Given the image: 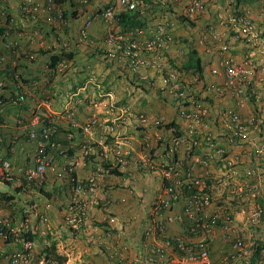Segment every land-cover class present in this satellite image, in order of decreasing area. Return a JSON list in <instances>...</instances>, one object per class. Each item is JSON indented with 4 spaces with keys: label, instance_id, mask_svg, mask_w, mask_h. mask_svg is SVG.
<instances>
[{
    "label": "built area",
    "instance_id": "1",
    "mask_svg": "<svg viewBox=\"0 0 264 264\" xmlns=\"http://www.w3.org/2000/svg\"><path fill=\"white\" fill-rule=\"evenodd\" d=\"M78 1L86 10L94 2ZM154 1L115 0L106 7L96 8L86 18L80 33L82 40L87 41L89 29L98 21H103L108 27L105 41L113 48L105 61L116 64L119 71L139 74L142 81H148L149 89L166 98L180 120L171 126L169 138L164 139L158 134L152 135L148 130L151 125L168 129V124H165L163 118L151 122L144 114L139 117L143 127L139 166L150 173L160 171L163 178L162 189L152 204L148 228L144 231V237L153 242L146 246V252L139 253L136 260L131 259L130 252L119 250L101 252L102 258L110 264H264V252H254L256 239L249 233L250 227H259L264 222V207L260 203V199L264 197V146H258L252 138V132L260 127L259 119L255 116L246 119L243 115L250 102L260 98L253 87V81L258 67L264 72V64L258 66L253 56L237 60L233 55L232 45L227 42L231 36L237 42L256 47L262 44L261 36L264 30L258 27L251 12L243 11L237 15H229V25L222 34L213 26L201 35L195 41L198 47H207L220 42L223 35L227 36L225 41L215 48L216 52H213L214 57L219 60V65L210 70L212 76H222L223 80L206 85L199 75L189 79V72L180 66L174 55L175 52L185 54V46L177 45L174 23L167 20L155 23L150 21L143 28L125 32L115 30L117 6L126 12H139L142 16L149 9L150 2ZM161 2L163 6H166L167 2L174 6L182 5L184 15L194 22L206 15L208 10L206 0ZM261 3L264 12V0H261ZM21 11L26 28L29 23L39 20L54 30H65L69 26L58 0H45L44 3L38 0H23ZM26 28L21 35L28 39L27 43L32 47L41 48L45 43L42 30L28 31ZM66 47L68 42L61 44L62 49ZM261 54L264 58V51ZM22 57L25 64L37 61V55L28 50L19 55L15 43H7L3 49L0 48V129L4 126L5 113L9 107L23 113L26 111L27 114V121L22 119L23 113H18L15 119L16 126L22 132L21 136H7L9 138L5 139L0 131V142L5 140L12 154L23 145L22 143L33 144L30 155L32 164L19 167L0 154V181L11 183L16 172H22L28 185L40 188L48 174L66 179L71 200L64 222L68 229L76 233L85 229L89 222V208L97 200L98 181L104 171L100 169L95 176L87 180L76 178V168L91 151L85 140L80 144L82 156H75L64 167L58 164V156L65 153L57 140L60 133V115L53 111L54 93L50 87L52 79L68 71L69 61L63 59L54 66L51 61L47 62L43 77L33 76L26 79L27 76L20 70ZM198 84H201V91L193 89ZM96 87L101 92V97H104L106 94L103 93L102 82H96ZM8 91L9 96L5 95ZM109 98V106L113 109L116 98L112 93ZM212 98L221 102L232 99L235 101V108H215L210 102ZM67 117L73 128L80 129L85 137L93 135L95 128H101L105 138L102 139V145L108 148L104 149L105 152L111 149L106 140L109 136H114L116 142L113 151L118 157V163L123 167L128 164L127 158L132 152L125 150L115 135L121 127L118 120L101 122L95 118L81 126L73 113L68 112ZM1 119L4 121L1 122ZM209 125L222 126V136L232 147H249L255 150L257 165L247 169L246 183L236 184L240 175L239 162L236 158L228 156V150L220 141L222 137L213 134ZM67 136L73 141V133L69 132ZM159 147L164 150L166 163L161 164L156 160ZM216 157H220L224 162V171L220 177L212 178L210 169ZM209 181L212 184H209ZM216 188L229 191L227 196L231 199L228 202H217L213 195ZM182 201L185 202L183 211L176 214V208ZM11 202L0 193V240L6 243H21L22 247L8 252L5 264H34L36 255L34 242L30 238L34 234L48 235L53 228L48 217L44 215L39 219L43 227L32 224L26 215L16 223L11 216L6 215V209ZM215 203L217 208L210 212ZM238 214L244 216L242 221L237 219ZM114 223L115 219L111 218L110 224ZM174 223L185 225L186 230L182 234L169 237L168 227ZM110 227L106 231L108 238L112 237ZM246 232L250 237L245 235ZM219 236L233 247V251L224 252L219 259H215L213 245ZM40 264L56 262L42 259ZM79 264L88 263L82 261Z\"/></svg>",
    "mask_w": 264,
    "mask_h": 264
},
{
    "label": "crops",
    "instance_id": "2",
    "mask_svg": "<svg viewBox=\"0 0 264 264\" xmlns=\"http://www.w3.org/2000/svg\"><path fill=\"white\" fill-rule=\"evenodd\" d=\"M38 1L41 3L45 2V0ZM22 2L23 0H8V5H6L4 11L5 14L12 17L8 27L11 32L5 40L0 38V48L3 49L4 44L7 43H15L19 55L24 50L37 55V61L33 64H25L24 57H22L20 62L21 72L27 76L26 79H29L33 76L43 77L45 63L52 60L51 55L58 54L62 43L66 44L68 42V49L74 52L75 58L69 61V69L66 73L58 75L54 80H51L52 87H50V90L54 93L53 111L60 115V119L57 117L60 130L57 140L62 145L65 153L58 156V164L64 167L75 156H82L83 151L80 144L85 140L91 151L90 155L84 158L82 164L76 168V178L87 180L95 176L100 169H103L104 174L98 181L97 200L89 208V222L85 229L79 232L75 233L65 226L64 218L71 200L69 185L66 179H59L53 174H48L41 188L28 185L22 172H16L15 179L11 183L0 181V184L4 183L10 188V191L0 189V192L13 197L11 205L6 209V215L11 216L16 223L17 220L26 215L30 218L32 224L40 227H43L39 220L40 216L48 217L53 228L52 232L45 236L34 234L31 237L34 242L35 255L40 252H49L54 246L56 252L66 258L64 264H78L81 261H87L88 264H110L102 258L101 252H115L117 250L130 252L131 259L136 260L139 253L146 252V246L153 242H149L144 237V231L148 228L152 204L159 195L163 185L160 171L150 173L139 166L143 134V127L139 122V117L144 114L151 122L163 118L165 124H168L166 126L168 129L155 128L151 125L148 130L152 135L158 134L164 139H168L170 136V125H176L180 120L172 104L167 101V104L165 103L164 105L159 100L160 94L149 89L148 81H142L139 74L133 75L126 71H119L116 64L105 61L107 54L113 48L105 41L108 27L103 21H98L89 29L87 41L82 40L80 33L83 30L86 18L89 17L92 10L106 7L110 3H114L115 0H94L88 10L83 8L78 0H66L65 2L59 0L65 15L67 14L69 26L65 30L53 29L54 32L51 37L45 36V43L41 48L32 47L27 43L28 39L21 35V32L26 28L21 14ZM259 4L260 0H247L241 6V9L251 11L258 27L264 30V12L262 14L259 13ZM210 5L213 7L212 4ZM179 6L182 8V5ZM174 11H177V9H174ZM213 12L211 8H208V15L201 17H206L209 21L207 19L202 21L203 30L201 32L203 33L197 32L198 29L191 33V35L195 34V39L206 33L208 27L213 25L210 19L212 15L215 17ZM123 13L124 10L117 6L116 15H122ZM160 15H165V11H162ZM174 16L177 15L174 14ZM214 27L218 30V26L215 25ZM115 30L119 32L121 29L117 25ZM225 30L222 31L225 32ZM175 34L178 37L176 31ZM178 40L181 42L180 38ZM261 41L262 44L252 47L235 41L231 36L227 40L232 45V52L237 60L241 61L248 56H253L258 66L264 64V58L261 54L264 51V34L261 36ZM210 45L204 48L206 52L203 53H201L202 50L200 51V48H196L202 58L203 76L201 78L206 85L223 80L222 76L214 77L210 73L211 69L219 65V60L214 57L213 53L216 52V47L213 49ZM189 48L184 47L185 54H174L179 57L178 62L180 60L185 63L188 62L187 52ZM125 80L139 87L138 90L135 87H131L132 89L126 87L125 84L123 87L120 81L123 82ZM96 82H102L103 93L106 94L104 97H101L102 94L97 89ZM200 85L198 84L194 88L201 91ZM253 87L260 98L258 101L252 100L247 109L243 111V115L246 119L253 116L259 119L260 127L252 132V138L258 146H264V72L261 71V67L257 68ZM110 93L115 96L117 101L113 109L109 106L111 103ZM5 95L9 96V91ZM210 102L218 109L230 110L235 108V101L232 99L221 102L217 98H212ZM25 112H20L12 107L8 108L4 117L6 121L3 128L0 129L5 139L12 136H21L22 132L16 126L15 119L18 113H23L22 119L27 121ZM68 112L74 114L81 126L95 118L101 122L118 120L121 127L115 135L119 143L123 145V148L132 152L131 156L127 158L128 164L123 167L118 163V157L113 151V146L116 142L114 136H109L106 140V144L111 149L109 152H105L104 149L108 148L102 145L104 142L102 139L104 140L105 138L101 128H95L93 135L85 137L80 132V129L75 130L70 124L67 117ZM3 121L1 119V122ZM209 127L213 134L222 137L220 141L228 150V156L236 158L239 162L240 175L236 180V184L246 183L248 180L246 177L247 169L257 165L255 150L249 147H232L227 139L222 136L224 131L222 126L209 125ZM69 132L74 134L73 141L68 139L67 135ZM22 144L12 154L9 152L8 145L4 140V142H0V154L12 160L16 166L26 167L31 165L30 155L33 151V144ZM156 160L161 164L166 163L162 147L157 148ZM262 167L264 168V162H262ZM210 171L212 178L222 175L224 162L220 157L215 158ZM209 184H212V182L209 181ZM228 194L229 191H222V188H216L213 191L215 200L217 202L220 200L219 203L221 201L228 202L231 199V197L227 196ZM261 200L264 202V197L260 199L262 204ZM184 203L182 201L178 205L176 214L182 213ZM216 208L217 204L215 203L210 212ZM111 218L115 219V223L112 225L110 224ZM237 219L242 221L244 216L238 214ZM109 226H111L112 230L111 238L106 237V231ZM185 230V225L180 223L171 224L168 227V236L172 237L176 234H182ZM248 234V232L245 233L247 237H250ZM262 239L264 240V236H262ZM21 247V243H6L0 240V264L6 263L8 252L21 249ZM232 251L233 247L230 244H226L221 236L217 238L213 245V257L215 259H219L224 252ZM39 259V261L42 260V258Z\"/></svg>",
    "mask_w": 264,
    "mask_h": 264
},
{
    "label": "trees",
    "instance_id": "3",
    "mask_svg": "<svg viewBox=\"0 0 264 264\" xmlns=\"http://www.w3.org/2000/svg\"><path fill=\"white\" fill-rule=\"evenodd\" d=\"M60 1L65 2L66 0H60ZM223 1H222V3H223ZM234 1H235V5L232 4ZM246 2H247V0H232L230 2V5L232 6V7H230V10H232L233 13L238 14L241 12V6H243V4H245ZM58 3H59V0H58ZM6 5H8V0H0V22L4 20L3 24L0 25V38H2V40H5V38H7L11 32V30H9L8 27L10 26V23L12 21V17L8 16V14H5L4 10L6 8ZM175 6L171 5L169 2H167L166 6H163V4L161 3V0H155L154 2H150L149 9L147 10L146 13L142 14V16L139 14V12L130 13V12H126V11H124V13L122 15H117L116 16L117 25L121 29L120 32H125V31L132 30V29L134 30V29H138V28H143L150 21H154L155 19H157L156 18L157 15H160V13H162V11H165V14H167L168 12L174 13ZM21 14H22L23 19H24V14L23 13H21ZM25 18L27 19L28 17H25ZM65 18L67 19V14L65 15ZM213 18H214V16H213ZM180 20L182 22H185V23L192 25L193 27H195V25H196V22L191 21L184 14L180 15ZM43 23L44 22L42 20H39L35 23H29L27 30L33 31V30L39 29V30H42V32L44 33V35L46 37H48V36L51 37V34H53V32H54L53 28L50 26H47ZM214 23H216V22H214ZM211 27H213V25H210L207 30H210ZM183 37L184 38L182 40H180L182 43L179 42V40H178L177 45L179 47L185 46V47H190V48H189V51L187 52L188 62L185 63L182 68L187 72H192V73H195V75H199L200 77H202L203 76L202 58L199 56L198 51L196 49L198 47L196 45V42H195L197 39H193V35H190V36L185 35ZM74 58H75L74 52L69 50L68 47H66L65 49L61 48L60 51L58 52V54L51 55L52 66H54L56 63H58V61H60V60L67 59L68 61H72V60H74ZM170 126L173 127L174 125L171 124ZM1 194L8 201H11V199H13V197H9L6 193H4V194L1 193ZM262 205L264 207L263 201H262ZM262 224H264V222ZM261 225L259 227H257L256 229L260 228ZM262 236H264V233L262 234ZM255 242H256V246L254 248V252H264V240L262 238H260V239L257 238ZM47 254H48L47 258L49 260L55 261L56 264H64L66 262V258L60 256L56 252V249L54 246H52L51 251H49Z\"/></svg>",
    "mask_w": 264,
    "mask_h": 264
},
{
    "label": "rangeland",
    "instance_id": "4",
    "mask_svg": "<svg viewBox=\"0 0 264 264\" xmlns=\"http://www.w3.org/2000/svg\"><path fill=\"white\" fill-rule=\"evenodd\" d=\"M230 2H231V0H224L223 1V3H222V0H206V4H207V9L208 8H211L212 9V11H214L213 13H215V17L213 18V15L210 17V19L212 20L211 22L213 23V25L215 26H218V33H220V34H222L223 33V31L222 30H225L226 28H227V26L229 25L228 24V18L230 17L229 15H235V13H233L232 12V10H230V7H232L231 5H230ZM162 3V2H161ZM209 4H212L213 5V7H211V5L209 6ZM233 5H235V1L232 3ZM260 5V8H259V13H261L262 14V6H261V3L259 4ZM209 6V7H208ZM215 6V7H214ZM175 9H177V11H174V13H170V12H168L167 14H165V15H157V19H155L154 21H153V23H155V22H158V21H160V20H167V21H170V22H173L174 24H175V26H174V28L176 29V30H174V33H175V31L178 33V37L176 36V34H175V36L177 37V39L178 38H180V40H182L184 37L183 36H185V35H188V36H190L191 35V33L194 31V30H197L198 29V31L197 32H199V33H203V32H201L202 30H203V25H202V21L204 20V19H207L206 17L205 18H201V19H199L197 22H196V25H195V27H193L192 25H190V24H188V23H185V22H182L181 20H180V15L181 14H183V11H182V9H183V6H182V8H181V6H177V7H175ZM227 9V10H226ZM176 12V13H175ZM217 12V13H216ZM252 13V12H251ZM174 14H176L177 16H174ZM208 15V14H207ZM206 15V16H207ZM252 15H253V13H252ZM208 20V19H207ZM205 21V20H204ZM209 21V20H208ZM216 22V23H214V22ZM217 22H219L218 24H217ZM228 32V31H227ZM195 37V34H193V39H195L194 38ZM223 38H222V40L220 39V42H223V41H225L224 39H226L227 38V36L225 35H223L222 36ZM228 40V39H227ZM197 41V40H196ZM219 41L217 42V43H214V44H211L210 46L214 49L215 47H217L218 45H219V43H220ZM182 43V42H181ZM209 46V45H208ZM207 46V47H208ZM197 48H200V51H201V53H203V52H206L205 50H204V48H206V47H197ZM174 51H176V49L174 48L173 49ZM176 54H178L177 52H175ZM183 57H185V56H183ZM179 59V57H177V60ZM179 64H180V66L181 67H183V65L185 64V62L184 61H182V60H180L179 61ZM128 73V72H127ZM126 74V73H125ZM131 74V73H130ZM188 75H189V79L191 78V77H193V78H195V73H188ZM130 77V76H129ZM128 77V78H129ZM124 82V83H123ZM123 82H121L120 81V83L123 85V87L126 85V87H129V88H136L137 90H138V88L139 87H137V86H135L132 82H130V81H123ZM125 84V85H124ZM195 87V86H194ZM131 88V89H132ZM195 89V88H194ZM136 90V91H137ZM159 100H161L162 102H163V104L165 105V103L167 104V99L166 98H164L163 96H160V98H159ZM0 189H2V190H7V191H10V188H9V186L8 185H5L4 183H2V184H0ZM257 227H250V230H251V232H249L250 234H252L253 235V238L254 239H257V238H262V234L264 233V224H262L261 225V227L260 228H258V229H256ZM48 252H40V253H38V254H36V256H35V262H34V264H40V259L39 258H42V259H46L47 258V254ZM39 257V258H38ZM47 260H49L48 258H47ZM82 260V259H81ZM53 261V260H52ZM82 262V261H81ZM81 262H79V263H81ZM78 263V264H79ZM75 264H77V263H75Z\"/></svg>",
    "mask_w": 264,
    "mask_h": 264
},
{
    "label": "clouds",
    "instance_id": "5",
    "mask_svg": "<svg viewBox=\"0 0 264 264\" xmlns=\"http://www.w3.org/2000/svg\"><path fill=\"white\" fill-rule=\"evenodd\" d=\"M260 3H261V0H260ZM261 6H262V3H261ZM208 11V10H207ZM243 11H248V10H243V9H241V12H243ZM240 12V13H241ZM249 12H251V11H249ZM235 15H237V14H235Z\"/></svg>",
    "mask_w": 264,
    "mask_h": 264
}]
</instances>
